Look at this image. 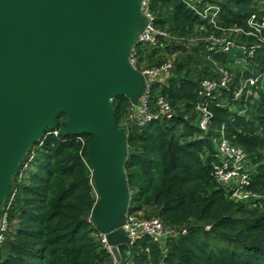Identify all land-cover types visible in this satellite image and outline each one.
<instances>
[{
    "label": "trees",
    "instance_id": "trees-1",
    "mask_svg": "<svg viewBox=\"0 0 264 264\" xmlns=\"http://www.w3.org/2000/svg\"><path fill=\"white\" fill-rule=\"evenodd\" d=\"M156 27L170 39L156 46H135L137 68L172 61L164 83L154 82L151 105L165 99L171 106L169 118L139 126L130 118L133 106L125 96L111 103L116 122L127 132L124 171L129 194L128 210L142 217H159L176 231L161 247L150 238L132 245L133 264H264V209L226 196L212 177L217 162L215 140L225 124L227 137L241 146L251 164V188L264 196V90L243 94L231 106L210 105L212 119L206 131L198 125L200 82L217 76V66H226L236 51L223 54L208 49L206 38L220 28H247V18L259 11V0H202L199 6H219L215 24L183 0H147ZM220 27V28H219ZM235 45H258L250 36L232 34ZM256 47V46H255ZM254 71L264 73V44L251 58ZM228 68V67H227ZM234 79L251 74L228 68ZM240 111V112H239ZM66 117H57L54 130L46 129L21 160L5 198L2 216L7 228L0 243V264H111L102 247L91 211L98 200L92 181L87 146L88 134L65 135ZM56 131V133H55ZM127 258V251H121Z\"/></svg>",
    "mask_w": 264,
    "mask_h": 264
},
{
    "label": "water",
    "instance_id": "water-1",
    "mask_svg": "<svg viewBox=\"0 0 264 264\" xmlns=\"http://www.w3.org/2000/svg\"><path fill=\"white\" fill-rule=\"evenodd\" d=\"M144 27L141 0H0V218L21 160L64 114L65 135L92 136V223L118 259L127 251L119 264L131 259L118 230L129 205L127 132L111 101L139 104L146 76L129 54Z\"/></svg>",
    "mask_w": 264,
    "mask_h": 264
},
{
    "label": "built area",
    "instance_id": "built-area-1",
    "mask_svg": "<svg viewBox=\"0 0 264 264\" xmlns=\"http://www.w3.org/2000/svg\"><path fill=\"white\" fill-rule=\"evenodd\" d=\"M185 4L196 10L204 19L215 24V18L219 12L217 5H204L199 6L202 0H183ZM142 13L145 16V27L141 31L132 46L129 54V62L138 72L146 76V85L144 92L139 100L137 107L133 105V111L130 118L136 120L139 126L146 123L162 118H169L172 115L170 104L163 98H158L153 105L150 102V91L154 82L164 83L170 75L172 68V61H165L157 66L145 67L142 70L137 68V51L135 46L137 44L156 46L161 39H170L171 35L161 28L156 27L154 24V16L149 11L148 1L141 0ZM259 11L251 14L247 20V28L231 27L220 28V34H211L206 38L209 50H217L223 54L230 53L235 49L241 50L238 54H234L233 60L228 61L226 66L236 67L243 71H250L251 74L240 78L239 85L231 89L230 83L234 79L233 73L224 66H217V76L211 79H203L200 82L199 94L202 100L197 104L199 112L198 125L201 130L206 131L212 119V112L210 105L218 98L217 104L220 106H231V110H236L233 105H230L225 98H221V91L229 92L232 100H239L243 94H254L256 98L259 97L258 92L254 89L261 88L264 90V73L256 72L251 67V58L255 48L264 44V0H259ZM232 34L241 36H250L254 38L258 45H251L249 47L234 43ZM240 112V111H239ZM56 133V131H55ZM215 147L217 149V162L213 165L211 175L213 179L222 186L226 196L238 202H250L258 205L264 209V196L255 192L251 188L252 173L255 171L258 164H251L249 157L245 150L231 142L225 132V124L220 128V133L215 140ZM264 165V149L262 151V160L260 162ZM92 221V220H91ZM7 223L5 216L1 215L0 218V243L4 238ZM118 230L129 237L131 246L140 239L145 237L150 238L161 247H164L166 240L169 237L175 236L176 231L167 227L163 221L156 216L145 218L137 213L130 212L127 208L119 224ZM98 231V230H97ZM98 236L102 247L109 254L111 264H119L122 260L121 256L118 259L112 246L107 242L106 235L98 231ZM128 256V254H127ZM127 264H133L131 259Z\"/></svg>",
    "mask_w": 264,
    "mask_h": 264
},
{
    "label": "crops",
    "instance_id": "crops-1",
    "mask_svg": "<svg viewBox=\"0 0 264 264\" xmlns=\"http://www.w3.org/2000/svg\"><path fill=\"white\" fill-rule=\"evenodd\" d=\"M121 251H126V250L125 249L120 250V256H121Z\"/></svg>",
    "mask_w": 264,
    "mask_h": 264
}]
</instances>
